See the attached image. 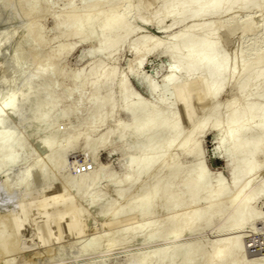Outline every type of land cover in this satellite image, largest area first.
<instances>
[{"label":"rangeland","instance_id":"1","mask_svg":"<svg viewBox=\"0 0 264 264\" xmlns=\"http://www.w3.org/2000/svg\"><path fill=\"white\" fill-rule=\"evenodd\" d=\"M95 1L74 0L73 6L69 7L68 0H0V101L3 97H10L11 101L19 103L6 109L12 110V120L2 115L0 117V122H3L0 123V132L10 133L13 137L9 144L7 138L3 145L0 143L2 147H6L5 152L0 149V194L14 199L30 217V223L26 224L13 213H0V264H208L221 242L233 237H238L241 246L237 256L239 262L264 264V186L251 206L258 219L250 221L239 233H235L232 228L235 221L228 224L219 221L208 229L202 218L195 227L183 224L180 227L183 231L181 238L172 240L176 230L172 220L167 219L168 215L172 216L176 212L186 220L192 210L205 212L206 205L202 202L208 196V191L198 195V203L192 208H186L184 191L177 187L169 190V195L178 193L181 197L175 212L170 211L169 200L163 201L157 196L153 198L155 209L151 220H148L151 224L147 225L146 222L138 231L131 233L130 229L139 222L137 217H125L132 197L134 194L142 196L146 192L156 167L148 172L142 186L141 182L134 189L125 185L124 181L128 177L135 179L138 174L128 167L132 157H137L140 152L128 138L120 140L118 135H114L104 142L103 137L116 124L130 126L136 124V120H131L122 112V101L119 98L115 114L107 121L105 119L95 124L92 116L96 106L90 104L95 90L91 87L81 89L85 80L94 78L93 67L100 65L115 70L114 91L112 90L111 95L118 96L122 82L125 81L131 94L141 103L164 110L167 104L174 103L173 86L170 93L172 96L162 92L163 80L172 71V60L160 50L147 53L141 61L139 52L145 46L139 45L137 51L132 48L138 38H146L145 42L149 41L151 44H144L150 48L155 42L161 41L165 44L182 30L204 36L209 31L198 27L202 23H222L237 14L242 17L264 18V11H257L253 7L242 9L234 6L226 15L188 19L169 32H162L159 30V23L162 22L163 29L173 23L170 17L158 16L167 0H153L155 3L148 0L151 1L149 5L147 0H129L132 7L130 14L124 10L123 0H115V12L125 17L129 27L132 25L136 29L126 44L121 45L112 59H109L99 49L103 31L97 24L93 25L92 36H89L88 29L79 37L74 36L77 24L79 25L76 22H80V17L87 14L88 6ZM142 4L148 9L143 10ZM108 6L95 7V14L102 16L110 8ZM71 15L78 16V19L72 26H67L65 21ZM225 32L223 30L221 35L224 36ZM250 32L253 34L254 31ZM252 34H248L247 40L254 35ZM42 69L46 70L45 75L40 74L39 70L42 72ZM30 81H34L35 86L25 92ZM147 83H153L157 87L156 95L149 93ZM102 88L106 90L105 87ZM166 98L172 99V102ZM49 102L52 110L46 115L43 107ZM207 110L198 115L199 118L197 116L193 124L201 120ZM39 116L43 123L37 124L36 119ZM62 116L64 118L61 119ZM53 127L57 132L50 134ZM189 130V127L185 129V136ZM227 131L228 128L223 127V132ZM147 136L149 135L144 138ZM168 136L165 132H160L157 143ZM44 140L52 143L54 147L41 150L39 144ZM64 141H70V147L57 155L56 145ZM87 141L88 148L96 150L94 155H90L86 149ZM195 145L196 156L180 155L174 147L173 151L170 150L174 152L171 160L168 159L172 161L171 164L176 165L175 167L184 166L180 167L182 173L178 178L179 182L184 180L187 173H198L195 171L203 168L205 180H209L208 184L211 185L209 187L222 183L227 190L231 189L232 175L229 166L236 154L232 151L228 137L225 134L219 135L218 131L209 126L195 139ZM143 149L146 146L143 145L141 150ZM171 152L160 157L156 165L171 156ZM255 159L252 160L253 164L249 161L251 164L247 162L245 166L252 174L256 170L255 178L257 182H261L264 180L263 157H259L257 161ZM59 164L62 167L55 173L54 168L60 166ZM257 165L259 170L263 167L261 172L257 170ZM243 168L245 167L240 169ZM168 176L169 174L163 173L161 178L166 180ZM92 177H98V183L90 189L87 183ZM116 184H120V187L113 189ZM41 191H44L43 196ZM60 196L66 201L50 206V200ZM116 200H119L117 214L109 225L106 220L109 219ZM222 207L225 212L220 218L225 219L230 204L225 203ZM57 219L63 222L60 223ZM76 222L80 224L77 227L74 226ZM156 222L163 224L157 230L151 231V225ZM190 257L192 262L188 261Z\"/></svg>","mask_w":264,"mask_h":264},{"label":"bare ground","instance_id":"2","mask_svg":"<svg viewBox=\"0 0 264 264\" xmlns=\"http://www.w3.org/2000/svg\"><path fill=\"white\" fill-rule=\"evenodd\" d=\"M73 1L74 0H68L69 4H67L69 7L73 6ZM154 1L152 0L153 3L158 0ZM150 2L148 1V5ZM115 3V0H96L94 3H91V5L88 6L87 14L80 17V22H76V24L79 23V25L77 24L78 28L77 30L75 29L76 32L74 34V36L79 37L85 29H88L90 30L89 36H92L94 33L92 29L93 25L97 24L100 26L103 31V36L101 37V47L99 49H101L109 59H112L117 49L133 35L135 32L134 29H136L132 28V25L129 27L127 20L125 21L124 19L125 17L123 18V16L115 12ZM104 5L110 6L109 9L104 8L107 12L103 10L105 14L102 12V16L95 14L94 8ZM123 6L127 14L132 13L129 0H123ZM234 6H238L242 9L253 7L257 11H264V0H167L164 7L158 12V16L170 17L173 19V23L171 26L163 29L161 22L158 24L159 30L162 32H169L177 24L184 23L188 19H196L210 15H226ZM147 9V6L143 7V10ZM77 19L78 16L71 15L65 21V24L67 26H72ZM149 19L151 20L152 17H149ZM142 21L145 22V20ZM198 27L208 29V34L197 36L195 34H190L187 30H182L173 35L165 44H162L161 41L155 42L150 48L146 46L149 41L145 42L146 38L144 37L138 38L135 44L133 43L134 46H132V48L134 47L136 51L139 50V45L145 46L144 49L139 52L141 61H143L147 53L160 50L171 58L172 71L169 72L163 80L165 91L163 90L162 92L170 94L171 91H173V86L175 96L174 103L166 105L167 107L165 109L167 111H164L165 109L163 110L160 107L155 108L154 106L152 107V105L141 103L137 97L131 94L125 81L122 82L121 88L119 87V95H111L112 90L114 91L113 87L116 74L115 70H110L107 67H100V65L98 67H93L94 78L85 80L81 84L82 90L88 87L95 90V96L93 99L91 98L92 100L90 102L91 105L96 106V110L92 116L95 124L105 119L107 121V119L115 114L116 103L119 98L122 101V112L129 116L131 120H136V124L130 126H123V124L119 123L116 124L114 128L108 131L103 137L104 142L114 135H118L120 140L128 138L140 152L137 157H132L128 167L129 170L137 172L138 174L135 179H130L128 177L124 181L125 185L128 188L134 189L139 182L142 183L145 178L147 179L148 172H151V169L156 167L150 179L151 184L146 192L142 196H136V194H134L132 197L130 209L127 211L128 213L125 217H137L139 222L130 229L131 233L138 231L139 228L152 217L155 209L153 198H157V196H160L161 198H159L163 201L169 200L171 206L170 211L175 212L177 209L176 205L180 202L181 198L178 193L169 195V190L175 187L184 191L183 200L185 201L186 208H192V206L198 203L196 201L198 195L200 196V194L202 195L208 191V196L204 199V202H202V204L204 203L206 205V207L204 206L205 212L192 210L190 217L186 220H183L181 218L182 215L179 216L180 214L178 215L176 212L174 215L172 213V216L168 215L167 219L172 220L176 230L171 238L172 240L181 238L183 231L180 227L183 224L195 227L197 222L202 218L205 220L208 229L219 221V223L222 221L223 224L235 221L232 227L235 233H239L250 221H254L253 219H258L257 213L255 214L253 212L254 210L251 206L258 196L259 190L264 186V180L257 182L255 178L257 174L256 170L255 173L252 174L246 168V163H250L249 161L252 163V160L255 158L257 161L259 157H263L264 160V18H255L252 16L242 17L237 14L228 21L213 25L212 23L210 25L202 23V25ZM192 28L193 26L191 29ZM223 30L227 32L224 33V36H222L223 34L221 35ZM250 31H254V35ZM248 34L253 35L252 37L249 36L251 37L249 40H247ZM10 39L9 36L8 40ZM39 72L40 74L42 73V75L46 74V70L43 69L42 72L41 70H39ZM198 73L202 74L198 75ZM34 86L35 82L30 81L25 92H27L30 87ZM102 87H105L106 90ZM147 88L151 95H156L158 92L157 87L153 83H147ZM166 95L167 94H165V97H167ZM170 96L172 95L170 94ZM161 98L164 101V97L161 96ZM11 99L10 97H3L2 101H0V117L2 115L4 118L12 120V110L6 111V109L12 106L15 107L19 103L11 101ZM166 99L169 100V98ZM169 101L172 102V99ZM208 108L209 110H207ZM103 109H105V111H103ZM51 110L52 107L50 102L43 107V112L46 115L49 114ZM206 110L208 112L205 116L203 117L202 114L201 116L203 118L201 120L197 119L198 122L195 121L196 123L193 124L197 116H200V114L202 112L204 113ZM62 118L64 117L62 116L61 119ZM36 123H43L40 116L36 119ZM209 126L215 131H218L219 135L225 134L228 137L232 151L236 154V158L229 166L232 175V182L230 184L232 191L231 189L227 190L226 185L222 183H218L219 185L217 184L216 187H209L211 185L208 184L209 180H205L206 176L203 168H200V171H195L198 173L192 171V173H187L184 180L179 182L178 178L182 173L180 167L184 166L179 167L178 165V167H175L176 165L174 166L171 164L172 161L170 162L174 155V152H171L173 151V147L177 148V152H180V155L196 156L195 139L203 134ZM188 127L190 130L189 132L187 131L188 133L185 136V129ZM223 127H227L228 131L223 132ZM54 132H57L55 127L51 128L49 131L50 134ZM160 132H165L166 136H169L167 139H163L162 142L160 141V143H157L159 142L158 134ZM145 135L149 136L144 138ZM182 135L185 137L181 139ZM6 138L9 144L13 137L10 133L0 132V143L2 142V145L4 143L3 141L7 142V140H5ZM46 140L39 144V148L43 151L54 147L52 143ZM87 140L89 141V138ZM88 141L86 149L90 155H94L96 150L88 148ZM6 142L5 144H7ZM100 145H98V147H100ZM143 145L146 146V149L141 150ZM56 147L58 148L56 151L57 155L61 154L70 147V141L60 142ZM5 148V146L2 147L0 145V149L4 150L3 152H5ZM153 148L157 149L154 151ZM169 151L172 155L170 154L171 156L164 161L161 159L163 162L156 165L157 160ZM263 160L262 163L264 162ZM59 165L60 166L56 168H54L55 166L53 167L55 173L62 167L61 164ZM243 166L245 168L240 169ZM262 168L259 170L258 166L257 170L261 172ZM163 173L169 174L166 180H162L161 178ZM97 183L98 177H92L87 183V186L90 188ZM142 185L143 183L141 186ZM119 187L120 184H116L113 189ZM43 194L44 191H41V196H43ZM64 200L66 201V199L61 196L52 198L49 204L52 206L54 204L64 203ZM93 200H91V202H93ZM225 203L230 204V210L228 216L227 213H224L227 217L225 218L224 216L225 219H221L220 215L225 212L222 205ZM118 205L119 200H116L112 212L108 216L109 219L106 220L109 225L112 224V220L117 214ZM42 209L44 210V208ZM43 212H41V214ZM84 219L82 218V220ZM96 219L99 220L98 218ZM82 220L80 222L83 223ZM57 221L60 223L63 222L59 219H57ZM77 222L74 223L75 227L80 225L79 223L78 225ZM149 223L150 222H148L147 225ZM83 224L81 225L83 226ZM162 224L163 222H156L151 225V231L157 230ZM164 240H167V238ZM240 249L241 246L238 237H233L230 240L226 239L216 248L208 260V264H245L239 262L237 259ZM163 258L165 259V255ZM161 260L162 259H160V262ZM188 261L192 262V257H190Z\"/></svg>","mask_w":264,"mask_h":264},{"label":"water","instance_id":"3","mask_svg":"<svg viewBox=\"0 0 264 264\" xmlns=\"http://www.w3.org/2000/svg\"><path fill=\"white\" fill-rule=\"evenodd\" d=\"M13 213L22 219L26 224L30 223V217L27 212L14 200L0 194V213Z\"/></svg>","mask_w":264,"mask_h":264}]
</instances>
